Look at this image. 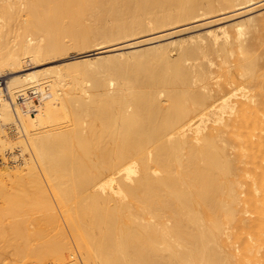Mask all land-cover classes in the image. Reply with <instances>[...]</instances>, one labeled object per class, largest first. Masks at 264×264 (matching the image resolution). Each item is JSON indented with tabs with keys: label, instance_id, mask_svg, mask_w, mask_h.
Here are the masks:
<instances>
[{
	"label": "bare ground",
	"instance_id": "1",
	"mask_svg": "<svg viewBox=\"0 0 264 264\" xmlns=\"http://www.w3.org/2000/svg\"><path fill=\"white\" fill-rule=\"evenodd\" d=\"M257 3L0 0V264H264Z\"/></svg>",
	"mask_w": 264,
	"mask_h": 264
},
{
	"label": "rangeland",
	"instance_id": "2",
	"mask_svg": "<svg viewBox=\"0 0 264 264\" xmlns=\"http://www.w3.org/2000/svg\"><path fill=\"white\" fill-rule=\"evenodd\" d=\"M256 6V7H255ZM256 9H255V8ZM254 7H253V5L250 7V10H253V11H251L250 12V10H248V12H245L244 13V15L247 17V16H249V14L250 15H254V14H257V13H259V12H263L264 11V5H258V3L256 4V5H254ZM253 8V9H252ZM239 16V17H235V18H232V19H227L226 21H224V22H227V23H232V22H234V21H236V20H238V19H240V18H243V17H245V16ZM192 20V19H191ZM205 20H198V21H194V20H192V21H187V23L185 24H176L175 26H173L172 28L171 27H164V28H166L165 29V31H166V33H165V31L163 30V31H161V33H159V29L158 30H155V31H151V32H146V33H142V35H136V36H134L133 38H139V37H142L143 35V37L142 38H144V37H154V36H158V37H160V35H161V37H160V39H158V37H156V39L155 40H159L158 42H165V41H168L169 39H172V37L173 38H176V37H178L179 38V36H181V37H184L185 35L187 36V35H191V34H193V33H197V32H200V31H202V30H204V29H206V28H208V27H211V25L212 26H214V25H216L215 23H211V24H203V22H204ZM190 23V24H189ZM214 24V25H213ZM188 25H190V26H188ZM199 25V26H198ZM205 25V26H204ZM182 27V28H181ZM168 29V30H167ZM161 30V29H160ZM173 30H174V33H173ZM185 32H184V31ZM171 31V32H170ZM163 32H164V36H163ZM168 32H170V33H168ZM148 33V34H147ZM169 34V35H168ZM171 34V35H170ZM250 34V35H249ZM249 34H247L248 36V39L249 40H247V41H250V42H252V44L254 45V47H253V50H252V53L253 54H256V55H258L259 53H261L262 51H264V27H262V28H260V30H258L256 33H254V32H249ZM147 35V36H146ZM153 35V36H152ZM167 35V36H166ZM139 36V37H138ZM163 36V37H162ZM255 36V37H254ZM162 38V39H161ZM251 38V39H250ZM13 39V38H12ZM11 39V40H12ZM143 46H146L147 44H142ZM141 45V46H142ZM260 47V48H259ZM90 49H91V47H89ZM78 52H81V50H78V49H73V51L72 50H70V52L68 53V56L70 55H72V54H76V53H78ZM258 53V54H257ZM236 54V53H235ZM64 57V56H63ZM62 56L60 57V56H56V57H48V58H46V59H43V60H41V61H39L38 63H36V64H29V65H26V68L28 69V70H31V69H42V68H46V67H50V66H57V65H59V64H63L64 62H63V60H65L64 58H63ZM231 59H234L236 56H234V55H231ZM220 61V57H216L215 58V63L213 64V67L214 68H217V66H216V63H218ZM85 65V67H88V64L87 63H78L77 64V68L79 67L80 69L82 68H84L83 66ZM264 69H260L258 72H257V74H261V72L263 71ZM11 74H13V73H8V74H5V76L4 75H1V77H0V82H1V85L2 86H5V81H6V79H8V77L9 76H11ZM14 74H16V73H14ZM18 100V99H17ZM35 102H38V100H37V98L35 97ZM1 123V122H0ZM63 124H65V122L63 123ZM4 125H6L5 127L7 128V130H6V128L4 127ZM2 124V125H0V126H3V128L6 130V131H12V129H10V128H8V125L7 124ZM1 128V127H0ZM17 133V135H19V134H21L20 132H16ZM16 150H17V148H15ZM1 152V151H0ZM18 153V152H17ZM16 153V155L18 156L19 154H17ZM23 155L24 156H29V153H28V151H25L24 153H23ZM0 156H2L1 154H0ZM11 156V157H10ZM7 155V160H8V162H12L14 159L12 158L14 155L13 154H11V155ZM9 157V158H8ZM19 157V156H18ZM1 161V160H0ZM6 264H9V263H6Z\"/></svg>",
	"mask_w": 264,
	"mask_h": 264
}]
</instances>
